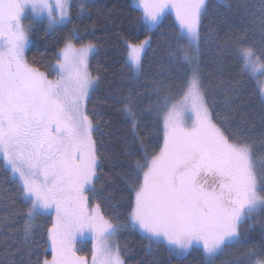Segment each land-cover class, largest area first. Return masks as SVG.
I'll return each instance as SVG.
<instances>
[{
  "label": "snow or ice",
  "instance_id": "1",
  "mask_svg": "<svg viewBox=\"0 0 264 264\" xmlns=\"http://www.w3.org/2000/svg\"><path fill=\"white\" fill-rule=\"evenodd\" d=\"M260 3V12L251 15L259 17L254 27L264 42V0ZM136 4L142 10L137 24L148 32L160 26L169 10L174 13L168 58L185 69V79L175 96H161L162 85L153 83L157 100L149 110L154 107L157 121L162 122L163 143L151 155L144 149L143 162L136 161L125 174L130 211L121 224L107 219L99 203L88 207L93 197L105 198L95 189L100 160L94 133L99 131L100 113L90 116L87 107L100 84V77L89 71L97 46L66 42L53 66L58 78L49 79L25 57L28 34L21 20L30 9L34 18L47 20L54 29L71 21L70 0H0V167L16 181L27 205L18 251L28 242L35 218L55 211L48 228L52 259L43 264H87L74 252L76 235L84 229L97 241L92 264H124L119 248L110 243L122 228L138 229L150 246L166 244L178 257L192 246L202 247L210 261L239 243L241 225L264 212V195L259 194L264 192V174H258L264 158L256 157L257 145L246 129L231 125L227 116L220 119L219 113L213 114L215 102H209L202 82L200 44L213 36L211 30L202 32L206 0H136ZM248 35L245 30L236 39L233 55L264 107V79H260L264 47L249 42ZM73 36L79 39L78 33ZM146 46L148 38L125 44L126 63L135 71L142 66ZM124 101L120 111L143 149L131 92ZM12 239L5 234V243ZM255 256L249 250L248 264H264V254L251 259ZM0 264L16 262L6 250Z\"/></svg>",
  "mask_w": 264,
  "mask_h": 264
},
{
  "label": "trees",
  "instance_id": "2",
  "mask_svg": "<svg viewBox=\"0 0 264 264\" xmlns=\"http://www.w3.org/2000/svg\"><path fill=\"white\" fill-rule=\"evenodd\" d=\"M70 2V22L54 29L48 28L43 20L32 22L25 57L30 65L54 78L57 75L53 70L57 53L66 42L71 41L76 46L91 42L97 46L89 71L100 77V84L87 107L90 116L94 112L100 113L99 131L94 133L100 160L97 169L100 179L95 189L105 198L93 197L88 202L90 205L99 203L105 217L123 224L130 211L125 174L136 161H143L144 149L153 154L163 143L162 122L157 121L154 107L149 110L157 100L153 94V83L162 85L161 96H175L185 79V69L177 67L168 58L169 37L175 17L168 13L161 18L158 28L148 32L137 24L142 12L133 0ZM206 3L208 14L203 17L202 32L211 30L213 36L209 43L201 41L200 68L209 102L214 101L216 105L213 114L219 113L220 119L227 116L231 125L246 129L247 137L257 145L256 157L264 158V146H261L264 145V107L233 55L235 41L244 35L245 30H248L249 42L258 48L264 47L260 31L254 27L259 23V17L251 15L260 12V0H206ZM74 32L78 33L79 39L73 36ZM145 38H148L150 46H146L142 66L138 73H134L126 63L125 44L139 43ZM233 87L238 90L233 91ZM129 92L139 123L137 132L143 138V149L133 139L131 124L120 111ZM93 122L96 123V118ZM258 174H264V169H258ZM87 194L92 196L91 192ZM26 211L27 205L21 201L16 181L0 167V261L5 260L6 250L16 264H43L45 259H51L48 228L53 225V216L50 213L35 218L28 242L22 245V251H18L21 248L23 213ZM5 217L8 219L7 227H4ZM263 229L264 212L253 214L241 225L240 242L230 246L231 251L215 256L213 261L205 259L202 247L192 246L178 257L169 252L166 244L150 246L149 241L133 228H122L114 239L124 264H248L249 250L257 254L264 251V236L260 233ZM5 234L14 239L5 243ZM91 249L89 239L77 241L76 252L81 256L90 257Z\"/></svg>",
  "mask_w": 264,
  "mask_h": 264
},
{
  "label": "rangeland",
  "instance_id": "3",
  "mask_svg": "<svg viewBox=\"0 0 264 264\" xmlns=\"http://www.w3.org/2000/svg\"><path fill=\"white\" fill-rule=\"evenodd\" d=\"M133 4H135L136 6H137V4H136V0H133ZM141 12H142V10H141ZM169 13H171L173 16H174V13L173 12H171V10H169ZM175 17V16H174ZM35 20H39V19H36V18H34L33 17V15H32V13H31V11H30V9L29 10H26V12H25V14H24V17L22 18V20H21V23L23 24V26L25 27V29L27 30V34H28V41H29V28H30V26H31V24H32V22L33 21H35ZM44 22H45V24L48 26V22H47V20H43ZM49 28V27H48ZM28 43V42H27ZM134 44H136V43H134ZM27 46V45H26ZM65 46V45H64ZM63 46V47H64ZM76 46V45H75ZM62 47V48H63ZM76 47H80V46H76ZM56 65V63L54 64V66ZM133 70V69H132ZM134 71V73H138V71H135V70H133ZM57 72V75H56V77H54V78H49V79H56V78H58V70L56 71ZM260 79H264V77H260ZM188 124H191V120H189L188 121ZM151 155V154H150ZM143 162V161H142ZM211 177H208V180H209V182H211ZM260 195H263L262 194V192H260L259 193ZM85 195L86 196H88V194L87 193H85ZM94 205H90V203L88 202V207H89V209H91V207H93ZM48 213H50V214H52V216H53V223H54V220H55V211L54 210H49V212ZM107 218V217H106ZM108 219V218H107ZM135 230H137L138 232H140L138 229H135ZM240 230H241V227H240ZM84 239H89L90 241H91V243H92V249H91V255H90V257H83V256H81L79 253H77L76 252V243H77V241L78 240H84ZM95 243H97V241L96 240H94L93 239V234L88 230V229H84L83 230V232L82 233H77V235H76V239H75V242H74V252H75V255L76 256H78V257H83L84 259H85V261L87 262V264H92V253H93V250H94V248H93V245L95 244ZM110 243H111V245L113 246V248H116L117 247V245H116V243H115V239H114V237H112L111 238V240H110ZM50 245H51V242H50ZM191 248V247H190ZM189 250V249H188ZM187 250V251H188ZM232 249H230V247H228V248H226L222 253L223 254H225L226 252H228V251H231ZM120 257H121V259H122V256L120 255ZM258 257L257 256H255V257H253L252 259L253 260H255V259H257ZM51 259H52V257H51ZM50 259V260H51ZM123 260V259H122ZM212 261L214 260V258H212L211 259Z\"/></svg>",
  "mask_w": 264,
  "mask_h": 264
},
{
  "label": "bare ground",
  "instance_id": "4",
  "mask_svg": "<svg viewBox=\"0 0 264 264\" xmlns=\"http://www.w3.org/2000/svg\"><path fill=\"white\" fill-rule=\"evenodd\" d=\"M149 155H150V154H149ZM260 233H261V235H263V236H264V229H263V230H261V232H260ZM76 247H77V243H76ZM261 252H263V253H261ZM261 252H260L259 254H257V255H258V256H257L258 258H259V256H260V255L264 254V251H261ZM120 255H121V254H120ZM51 257H52V256H51Z\"/></svg>",
  "mask_w": 264,
  "mask_h": 264
}]
</instances>
